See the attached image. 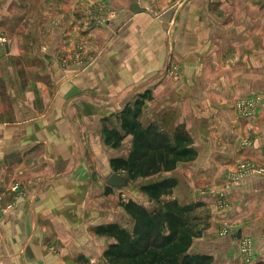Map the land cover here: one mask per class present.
<instances>
[{"label": "crops", "instance_id": "obj_1", "mask_svg": "<svg viewBox=\"0 0 264 264\" xmlns=\"http://www.w3.org/2000/svg\"><path fill=\"white\" fill-rule=\"evenodd\" d=\"M53 3L0 0V264L108 262L115 240L97 230L131 220L123 205L135 194L107 185L133 137L113 149L106 133L144 95L140 122L184 131L197 152L165 173L178 182L168 198L201 209L227 199L192 252L242 264L240 240L251 237L253 264H264V177L228 178L243 161L264 166V0H55L52 12ZM97 5L109 24L86 27L92 63L62 67L56 8L75 18ZM244 98L258 100L253 119L237 113Z\"/></svg>", "mask_w": 264, "mask_h": 264}, {"label": "trees", "instance_id": "obj_2", "mask_svg": "<svg viewBox=\"0 0 264 264\" xmlns=\"http://www.w3.org/2000/svg\"><path fill=\"white\" fill-rule=\"evenodd\" d=\"M146 95L140 96L120 116V128L107 130V145L120 148L125 137L132 136V151L127 159H113L112 170L122 172L130 182L149 179L175 171L180 164L195 161L197 152L191 138L184 131L176 132L174 139L156 126L140 122ZM124 135H123V134ZM178 182L174 178L147 183L140 188L141 195L159 203L173 194ZM124 210L133 225L130 229L120 223L98 228L97 233L115 240L105 254L109 264H214L211 256L192 252L194 242L203 236L202 218L197 216L203 205L181 206L167 201L148 209L130 200Z\"/></svg>", "mask_w": 264, "mask_h": 264}, {"label": "rangeland", "instance_id": "obj_3", "mask_svg": "<svg viewBox=\"0 0 264 264\" xmlns=\"http://www.w3.org/2000/svg\"><path fill=\"white\" fill-rule=\"evenodd\" d=\"M53 2H54L53 3L54 5L51 7H48L49 10H52V12L55 11V0H53ZM49 3H52V2H49ZM45 7L43 6L42 9H44ZM32 9H33L32 13H34L36 15V13H37L36 7L32 6ZM56 9H60L62 11L61 12L62 18H60L59 22H57L58 24H55V26H54V31L56 34V39H54V41L56 42V45H58V52H57L56 56H58L59 64H61V66L64 68H67L70 66H76V67L89 66L90 63H92V60L90 59L89 56H87L89 54H86L85 52H86V46H89L91 44L89 43V40H87V37H85L86 33L88 32V31H86L87 30L86 27L90 24L93 26V29H94L96 27H101V26H105V25L109 24V22H108L109 13L107 15H105L104 13H102L104 11V9H102L99 5H97V6H91L90 14H89V12L85 13V14H84V12H76L74 14V16H75V18H74L68 12H64V10H62V8H56ZM63 9H67V8H63ZM80 10H82V9H80ZM50 23H51V21L47 22V20H45V21L41 22V27H44ZM55 27L58 29L55 30ZM67 41H68V43L70 42L69 45H66ZM2 42L4 43V40ZM176 73L177 72L174 70L173 74H176ZM239 100L236 101V105H235L236 110H237V103ZM137 101H135L133 103H129L124 108L123 111H125V109H127L129 106H131V107L134 106L137 103ZM256 112H257V108H256ZM237 113L239 114L238 110H237ZM142 114H143V112H142ZM255 115L253 117H242L240 115V117H242L243 119H246V120L247 119L250 120V119L255 118ZM178 131L179 130H177L176 132H178ZM176 132L172 133L171 135L169 134V136L172 139H174V135L176 134ZM247 145H250V143L248 142ZM131 151H132V146L131 147H125V149H124L125 159H127L129 157ZM245 162H248V161H243V162L239 163L238 166L236 167V169L230 173L228 178H229L231 186H240V185H242V183H245L246 180L249 181V178H251V177H246L243 180H241L240 182L234 181V180H237V177L235 176V174L238 172L239 166ZM260 167H264V166H260ZM165 175L166 174L164 173L158 177L149 178V179H139L137 181H133V182H131L132 183L131 190H133V191L132 192L129 191L128 193H130V195L132 193L135 194L134 201L146 206L148 209H153L155 207L156 208L159 207L160 205H164V203L167 202V199H162L159 203L151 202L146 197L141 195L140 188L142 186L146 185L147 183H152V182L164 180ZM255 178H260V176L259 177L256 176ZM230 184H228V186H230ZM118 190H121V189H118ZM222 191H220V192L222 193ZM217 193L218 192H215L213 190H209L210 195L217 197L218 196ZM128 195L126 193L122 192V194L119 197V201L122 204L125 201H128L129 200ZM209 198H211V197H209ZM168 201L174 202L173 200H171L169 198H168ZM226 201H227V199H226ZM227 206H228L227 204L224 207L219 205V199H218V205L217 206L214 205V207H216V208H213V206H210L208 209L203 208V209L198 210L197 216L202 218V220H203V224L200 225V228L205 229L203 235L205 234V232H207L208 229L211 228L212 222H213V219L211 220V218H213V215H215V213L219 214V215L224 214ZM1 209H3L2 206H0V210ZM214 209H216V210H214ZM219 221L221 224L223 223L221 219H219ZM132 225H133V223L131 220L125 221V223H124V227H126L128 229H130L132 227ZM229 231L232 232V229H229L228 227H226V229L223 230L221 235H228ZM247 238H250L251 245H252V252H253V254H256V247H255V242H254L253 238H251V237H247ZM239 249H240V245H239ZM239 256H240L242 264H244V257H241V255H239ZM91 264H109V263H107L104 260H101L100 262H97V263L92 262Z\"/></svg>", "mask_w": 264, "mask_h": 264}, {"label": "built area", "instance_id": "obj_4", "mask_svg": "<svg viewBox=\"0 0 264 264\" xmlns=\"http://www.w3.org/2000/svg\"><path fill=\"white\" fill-rule=\"evenodd\" d=\"M257 105L258 100L256 99H240L237 103V110L242 117H253L256 114ZM235 176L237 177V180H234L236 182H240L246 177L260 176V178H262L264 177V167H260L256 163L248 161L239 166ZM14 190L20 192V187L16 186ZM223 199H225V197ZM221 206H226V199L222 202ZM239 254L241 257H244V264H253L254 254L252 252L250 238H241Z\"/></svg>", "mask_w": 264, "mask_h": 264}, {"label": "water", "instance_id": "obj_5", "mask_svg": "<svg viewBox=\"0 0 264 264\" xmlns=\"http://www.w3.org/2000/svg\"><path fill=\"white\" fill-rule=\"evenodd\" d=\"M107 185L122 190H130L132 188V183L118 173H113L108 178Z\"/></svg>", "mask_w": 264, "mask_h": 264}]
</instances>
